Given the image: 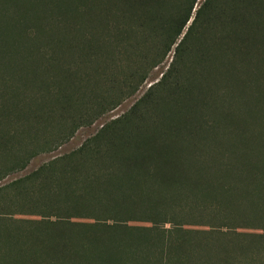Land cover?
Segmentation results:
<instances>
[{"label":"trees","instance_id":"trees-1","mask_svg":"<svg viewBox=\"0 0 264 264\" xmlns=\"http://www.w3.org/2000/svg\"><path fill=\"white\" fill-rule=\"evenodd\" d=\"M161 67L126 114L0 188L1 253L65 240L147 247L160 244L157 227L221 218L264 230V0H0V182L117 109ZM14 214L43 220L3 218ZM73 219L115 223L76 230ZM170 245L178 259L213 252L186 237Z\"/></svg>","mask_w":264,"mask_h":264},{"label":"rangeland","instance_id":"rangeland-1","mask_svg":"<svg viewBox=\"0 0 264 264\" xmlns=\"http://www.w3.org/2000/svg\"><path fill=\"white\" fill-rule=\"evenodd\" d=\"M167 60L169 63L171 56ZM164 71V67L152 71L149 78L139 88L134 96L124 101L114 111L108 113L104 117L99 118L91 126L80 128L69 142L61 146L56 151L50 154L39 155L32 159L23 171L9 175L7 178L1 181L0 188L12 183L19 178L29 175L52 159L66 155L78 149L86 140L95 136L104 125L126 114L132 108V106L146 93L148 88L160 79ZM221 217L223 216H220L219 218ZM3 218H7L15 224L18 222L23 223V221L38 222L43 220L38 216L28 214L4 215ZM54 220L55 218L49 219V221ZM223 221L224 220L221 218L220 221L216 222L218 224L209 226L200 224H185L176 230L173 229V223L166 224L162 228L157 227L153 231V239L158 241L160 240V244H149L147 247L143 245L117 247L110 245V243L108 246L103 247L101 242H91V244H84L88 246V248L75 249L76 247H73L75 244L73 242L71 243V241L70 243H67L66 240L64 243H56V246H54V242L53 244H50L51 246L42 247V249L29 246L8 247L3 250L4 253L0 252V264H70L67 261L61 262L54 258H50L49 256H45L51 252H56L58 254H63L64 252V254L69 255L72 258L81 256L86 258L91 255H102L101 258L104 261V263H101L99 262V259H97L87 263L83 262L82 264H264V230L259 228L248 229L245 227L225 226ZM70 223L78 224L75 228L77 230L80 229L78 227L81 225H88L91 227L93 225H97L99 227L111 228L110 226H112L115 222L108 220L106 223H98L95 220L73 219L70 220ZM124 225H127L125 227L130 228L149 226L147 223L136 222H129ZM169 232H171V234ZM182 237H186L195 243L208 246L207 248H209L211 252L213 250V252L206 253V255L209 256L205 257L203 256L202 252H200L201 254L196 252L189 258L182 255V257L178 259L174 256L175 253L172 250L169 251L168 249L171 246V242H176ZM238 246H244L245 249L250 251L245 254H239V250H235L238 248ZM217 250L223 252L225 255L221 256L215 253ZM42 256L44 258H42ZM251 258L252 260L257 258V260L252 261Z\"/></svg>","mask_w":264,"mask_h":264}]
</instances>
